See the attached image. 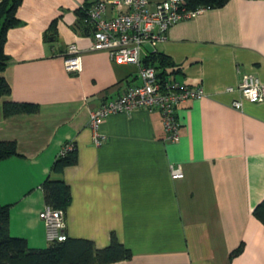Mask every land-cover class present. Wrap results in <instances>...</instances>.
<instances>
[{
  "label": "crops",
  "instance_id": "obj_1",
  "mask_svg": "<svg viewBox=\"0 0 264 264\" xmlns=\"http://www.w3.org/2000/svg\"><path fill=\"white\" fill-rule=\"evenodd\" d=\"M95 1L21 0L19 24L6 32L3 99L37 106L7 117L0 112V140L14 141L18 153L0 160L9 235L30 248L47 245L40 185L61 179L70 196L65 236L101 248L113 234L129 249L130 258L107 264H264V223L251 213L264 202V100L225 90L248 73L264 83V0L205 8L169 26L155 45L178 66L175 79L203 93L176 106L175 141L163 139L155 109L138 107L107 116L98 145L88 111L140 79L135 65L90 50V35L73 31L75 10ZM69 43L79 49L78 71L63 63ZM236 99L239 108L231 106ZM69 141L76 162L52 171ZM171 165L181 178L170 177ZM239 242L241 251L229 258Z\"/></svg>",
  "mask_w": 264,
  "mask_h": 264
},
{
  "label": "built area",
  "instance_id": "obj_2",
  "mask_svg": "<svg viewBox=\"0 0 264 264\" xmlns=\"http://www.w3.org/2000/svg\"><path fill=\"white\" fill-rule=\"evenodd\" d=\"M107 6L110 7L106 14ZM204 8L189 9L183 0H96L86 10V23L89 27L90 50L104 51L116 64H130L137 67L140 79L138 85H131L119 96L101 103L87 113V122L92 131V141L98 145L104 139L99 131L102 121L111 114L127 113L142 107L148 111L155 109L160 116L164 140L175 141L178 137L179 122L175 115L178 104L203 95L200 87H191L170 77L159 79L151 66H142L140 58L154 51L155 45L163 41L166 29L177 21L189 19ZM148 45L146 51L144 46ZM63 60L68 71L80 70V53L74 43L66 45ZM226 91H235L239 97L249 102L264 100V83L253 74H243L235 86ZM231 106L240 107L239 100H233ZM69 141L63 144L59 154L73 148ZM172 179L182 177L178 165H171ZM43 222L48 242L65 239L63 233V211L44 205L38 212Z\"/></svg>",
  "mask_w": 264,
  "mask_h": 264
},
{
  "label": "trees",
  "instance_id": "obj_3",
  "mask_svg": "<svg viewBox=\"0 0 264 264\" xmlns=\"http://www.w3.org/2000/svg\"><path fill=\"white\" fill-rule=\"evenodd\" d=\"M189 9L219 8L228 0H183ZM21 0H0V112L3 117L19 113L33 112L36 104L17 102L3 99L9 94V85L2 77L1 72L8 62V56L3 51L5 35L9 28L19 24L15 11ZM91 5L84 3L76 10V19L72 25L73 31L89 34L86 23V10ZM52 23L50 27L52 28ZM142 66H151L159 79L172 78L179 72L178 66L161 52L148 51L140 58ZM176 80V79H175ZM183 84V83H182ZM74 145V144H73ZM10 156H18L15 143L12 140H0V160ZM76 162L75 145L62 154H57L51 164V170L59 172L63 166ZM43 200L53 209L64 211L69 202V189L61 179L45 178L40 185ZM252 215L264 223V202L253 207ZM8 211L6 205L0 204V264H107L130 258V251L119 243L113 234L109 242L96 248L93 243L84 238H71L65 236L62 241H50L45 247L30 248L25 239L10 236L8 233ZM242 248L239 242L228 254V257L237 255Z\"/></svg>",
  "mask_w": 264,
  "mask_h": 264
}]
</instances>
